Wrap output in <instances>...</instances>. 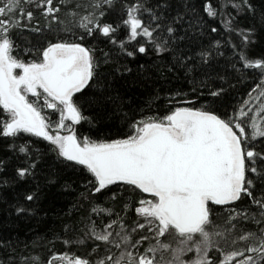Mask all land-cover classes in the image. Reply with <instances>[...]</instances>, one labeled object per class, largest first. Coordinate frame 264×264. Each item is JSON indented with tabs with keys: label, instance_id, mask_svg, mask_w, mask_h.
<instances>
[{
	"label": "snow or ice",
	"instance_id": "obj_1",
	"mask_svg": "<svg viewBox=\"0 0 264 264\" xmlns=\"http://www.w3.org/2000/svg\"><path fill=\"white\" fill-rule=\"evenodd\" d=\"M57 194L91 251L0 264H264V0H0V211Z\"/></svg>",
	"mask_w": 264,
	"mask_h": 264
},
{
	"label": "trees",
	"instance_id": "obj_2",
	"mask_svg": "<svg viewBox=\"0 0 264 264\" xmlns=\"http://www.w3.org/2000/svg\"><path fill=\"white\" fill-rule=\"evenodd\" d=\"M67 2V0H66ZM34 20L31 22L32 25L39 23L41 27H44L45 21L38 12H34ZM63 18V12L61 13ZM27 24V21L23 22ZM23 37H27L35 41L38 37L35 34L30 33L27 28L21 33ZM125 35L124 31H121L120 38ZM21 43V41H17ZM254 84L249 82L238 86V90L233 91L229 97L225 98V105L229 104H240L243 100H247V91H250ZM184 91H188V87L185 86ZM166 93H161V96H165ZM194 99V97H189ZM160 103H166L161 100ZM46 114L51 115L50 110ZM11 193L9 192V195ZM57 205L54 212H49L47 215L44 212H40L37 216L31 220L20 222L19 225L13 222L11 217H5L4 213L0 211V236L8 235L11 239L18 240L20 243L18 247L23 250L27 245V252L32 256H39L46 260L49 256L54 253L68 252L70 255L83 254L86 255L91 251V248H85L83 246H77L75 244L65 245L63 243L67 236L61 235V229L63 227V220L65 218V212L70 208V201L75 199V194L69 196H61L57 194ZM68 207H65V206ZM131 216V214H130ZM239 246H243L241 243ZM3 253H0V259H3ZM60 264V262H57Z\"/></svg>",
	"mask_w": 264,
	"mask_h": 264
}]
</instances>
